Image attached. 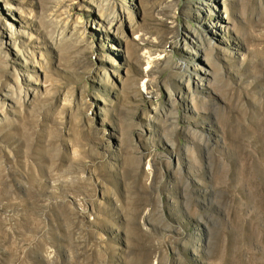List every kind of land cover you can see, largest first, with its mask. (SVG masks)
<instances>
[{
	"label": "rangeland",
	"instance_id": "374dc122",
	"mask_svg": "<svg viewBox=\"0 0 264 264\" xmlns=\"http://www.w3.org/2000/svg\"><path fill=\"white\" fill-rule=\"evenodd\" d=\"M0 264H264V0H0Z\"/></svg>",
	"mask_w": 264,
	"mask_h": 264
}]
</instances>
